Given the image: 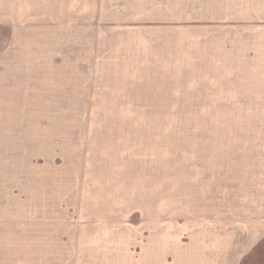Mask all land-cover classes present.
<instances>
[{
	"label": "rangeland",
	"instance_id": "obj_1",
	"mask_svg": "<svg viewBox=\"0 0 264 264\" xmlns=\"http://www.w3.org/2000/svg\"><path fill=\"white\" fill-rule=\"evenodd\" d=\"M28 8L0 26V264H264V0Z\"/></svg>",
	"mask_w": 264,
	"mask_h": 264
},
{
	"label": "crops",
	"instance_id": "obj_2",
	"mask_svg": "<svg viewBox=\"0 0 264 264\" xmlns=\"http://www.w3.org/2000/svg\"><path fill=\"white\" fill-rule=\"evenodd\" d=\"M31 0H0V26H2L3 21H13L15 18L17 19L19 17V13L22 12H28V7ZM17 53L11 54L12 59L15 57V61L18 59V56H16ZM2 56L0 57V86L3 85V73H2ZM15 64V63H14ZM15 66V65H14ZM12 65L10 69L14 68ZM0 88V93H1ZM264 242V232H258V237L254 240H252L251 245L249 246H260ZM249 249V247H248ZM226 262L224 261L223 264Z\"/></svg>",
	"mask_w": 264,
	"mask_h": 264
}]
</instances>
